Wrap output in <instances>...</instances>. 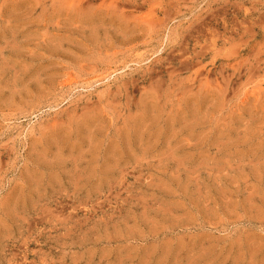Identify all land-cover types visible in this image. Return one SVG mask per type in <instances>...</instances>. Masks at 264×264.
Listing matches in <instances>:
<instances>
[{
	"label": "rangeland",
	"instance_id": "374dc122",
	"mask_svg": "<svg viewBox=\"0 0 264 264\" xmlns=\"http://www.w3.org/2000/svg\"><path fill=\"white\" fill-rule=\"evenodd\" d=\"M0 264H264V0H0Z\"/></svg>",
	"mask_w": 264,
	"mask_h": 264
}]
</instances>
